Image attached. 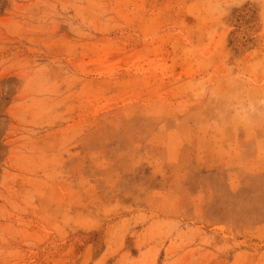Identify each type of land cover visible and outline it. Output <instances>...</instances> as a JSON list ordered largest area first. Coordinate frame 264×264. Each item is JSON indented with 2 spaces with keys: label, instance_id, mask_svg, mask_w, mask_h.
<instances>
[{
  "label": "rangeland",
  "instance_id": "obj_1",
  "mask_svg": "<svg viewBox=\"0 0 264 264\" xmlns=\"http://www.w3.org/2000/svg\"><path fill=\"white\" fill-rule=\"evenodd\" d=\"M264 0H0V264H264Z\"/></svg>",
  "mask_w": 264,
  "mask_h": 264
},
{
  "label": "clouds",
  "instance_id": "obj_2",
  "mask_svg": "<svg viewBox=\"0 0 264 264\" xmlns=\"http://www.w3.org/2000/svg\"><path fill=\"white\" fill-rule=\"evenodd\" d=\"M264 110V99H249L237 105V113L245 120H251Z\"/></svg>",
  "mask_w": 264,
  "mask_h": 264
}]
</instances>
